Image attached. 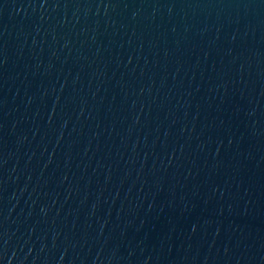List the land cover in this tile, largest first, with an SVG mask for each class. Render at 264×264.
Instances as JSON below:
<instances>
[{
    "label": "water",
    "instance_id": "obj_1",
    "mask_svg": "<svg viewBox=\"0 0 264 264\" xmlns=\"http://www.w3.org/2000/svg\"><path fill=\"white\" fill-rule=\"evenodd\" d=\"M0 264H264V0H0Z\"/></svg>",
    "mask_w": 264,
    "mask_h": 264
}]
</instances>
